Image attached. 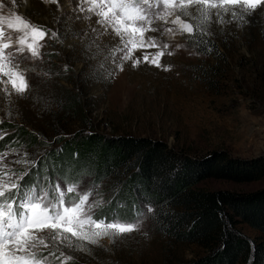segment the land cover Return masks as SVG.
I'll list each match as a JSON object with an SVG mask.
<instances>
[{
  "label": "rangeland",
  "instance_id": "obj_1",
  "mask_svg": "<svg viewBox=\"0 0 264 264\" xmlns=\"http://www.w3.org/2000/svg\"><path fill=\"white\" fill-rule=\"evenodd\" d=\"M0 5L11 12L8 23L20 26L15 20L19 15L34 25H43L46 31L59 32L57 38H51L49 32L41 41L45 45L41 58L33 60L26 52L28 58L21 59V68L34 69L26 73L27 92L17 95L10 83L0 82V122L27 126L42 141L31 146L15 129H0V153L8 154L5 165L22 161L27 154V159H36L40 167L46 153L63 147L61 135L80 130L163 139L169 146L196 154L226 151L241 159L264 155V5L251 15L245 14L244 22L210 25L207 39L217 45L218 59L200 53L178 25L155 21L152 27L160 31L145 33V39L155 36L159 48L137 46L132 59L124 61L120 38L111 28L105 31L97 16L88 11L90 4L82 0H0ZM7 21L1 14L0 28L15 41L20 33L7 28ZM168 28L172 31H166ZM160 50L164 51L160 67L143 60L145 53L151 58ZM136 58L141 62L133 67ZM213 64L223 68L218 75L207 73ZM3 79L6 77H0ZM68 91L80 94L88 123L79 120L75 109H57L62 96H73ZM37 166L26 169L22 162L10 165L17 173L29 171L22 184ZM53 178L51 181L59 180L62 188L73 183L80 192L91 188L89 202L97 201L94 218L109 203L111 181L97 184L94 176L87 174L75 182L56 175ZM199 185L247 193L263 189L264 178L251 182L209 178ZM142 211L138 231L115 240L103 237L98 245H87L85 251L51 248L55 255L45 264H191L205 255L196 243L176 242L158 233L154 212ZM238 228L250 238L261 234L246 223H238ZM42 251L46 255L48 250Z\"/></svg>",
  "mask_w": 264,
  "mask_h": 264
},
{
  "label": "trees",
  "instance_id": "obj_2",
  "mask_svg": "<svg viewBox=\"0 0 264 264\" xmlns=\"http://www.w3.org/2000/svg\"><path fill=\"white\" fill-rule=\"evenodd\" d=\"M209 45L211 52L196 44L200 53L218 59L217 45L213 41ZM222 70L213 64L207 73L218 75ZM68 93L73 96H62L57 109H75L79 120L88 123L80 94ZM0 129H15L28 145L42 143L27 126L5 120ZM60 140L63 147L46 153L41 166L27 177V185L34 182L37 172L50 181L55 175L73 182L82 174L93 175L94 183L112 182L109 203L98 210V218L131 220L150 205L158 233L176 242L196 243L205 250V255L191 264H264V188L244 193L199 185L209 178L234 182L263 179L264 155L241 159L226 151L196 154L169 146L163 139L86 130L61 135ZM238 223L249 224L261 234L250 238Z\"/></svg>",
  "mask_w": 264,
  "mask_h": 264
},
{
  "label": "snow or ice",
  "instance_id": "obj_3",
  "mask_svg": "<svg viewBox=\"0 0 264 264\" xmlns=\"http://www.w3.org/2000/svg\"><path fill=\"white\" fill-rule=\"evenodd\" d=\"M12 2L15 3V0ZM82 2L90 4L88 11L97 16V23L105 31L111 28L120 38L122 61L131 60L137 46L159 48L155 36L145 39V33L160 31L152 27L155 21L178 25L179 30L187 33L195 44L211 52L207 37L211 35L208 28L213 22L221 26L234 20L244 22L245 14L251 15L259 6L264 5V0ZM169 17L172 19L169 20ZM181 17L188 19L186 21ZM15 20L20 22V26L11 22L7 24V28L20 33L15 41L11 35L5 36L4 30L0 28V77H6L0 82L5 85L10 83L12 91L22 96L29 90L26 73L34 69L21 68V59L28 58L25 57L26 52L33 60L41 58V49L45 48L41 41L49 32L51 38H57L59 32L46 31L43 25H34L19 15ZM166 31L171 32L172 29ZM167 47L164 45V48ZM163 55V50L151 58L145 53L143 60L160 67V57ZM140 62V58H136L132 66L136 67ZM119 67L123 70L122 63ZM7 155L0 153V264H45L49 257L55 255L51 248L62 246L69 251H85L87 245H98L103 237L115 240L139 230L142 217L139 212L131 220L124 221L116 217L111 220L94 218L93 210L97 207V201L89 202L91 188L80 192L75 183L66 184L62 188L59 180L52 182L48 176L41 177L39 172L33 183L22 184L21 181L29 175V171L17 173L10 165L22 162L26 169H30L37 166V160H28L27 154H24L22 161L12 160L5 165ZM45 184L48 186L45 187ZM146 208L147 212H154L150 205ZM42 249L48 250L46 255ZM71 259L69 256L68 260Z\"/></svg>",
  "mask_w": 264,
  "mask_h": 264
},
{
  "label": "bare ground",
  "instance_id": "obj_4",
  "mask_svg": "<svg viewBox=\"0 0 264 264\" xmlns=\"http://www.w3.org/2000/svg\"><path fill=\"white\" fill-rule=\"evenodd\" d=\"M48 1L52 2L53 0H48ZM2 6H3V5H0V7H1V8H0V12H1V14H3V15L6 16V21H7V18L11 16V12H10L7 8H6V9L3 8ZM1 14H0V15H1ZM7 24H8V21H7ZM14 33L17 35L18 32L14 31ZM14 33H13V35H14ZM16 35H15V36H16Z\"/></svg>",
  "mask_w": 264,
  "mask_h": 264
}]
</instances>
